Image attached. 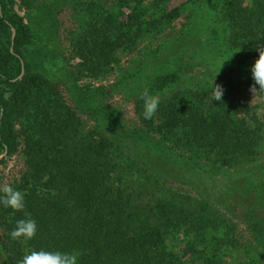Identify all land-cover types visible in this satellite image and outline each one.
I'll return each mask as SVG.
<instances>
[{
  "label": "trees",
  "instance_id": "obj_1",
  "mask_svg": "<svg viewBox=\"0 0 264 264\" xmlns=\"http://www.w3.org/2000/svg\"><path fill=\"white\" fill-rule=\"evenodd\" d=\"M126 2L132 5L124 18L119 4ZM144 2L119 0L108 8L89 1L70 43L81 58L78 72L93 78L111 70L123 51L138 50L115 83L134 102L138 122L129 127L96 98L100 88L88 95L87 86L77 87L79 107L71 106L49 78L32 69L25 53L42 47L47 34L25 22L12 0H0V151L20 152L25 164L11 183L24 193L25 208L0 205V259L6 264H20L41 249L76 251L79 264H221L218 242L241 248L233 226L221 225L225 220L214 206L174 187L187 186L190 173H220L223 181L215 179L213 186L221 192L210 194L233 211L229 197L248 186L251 166L264 154V92L251 91L259 85L250 71L264 49V0H187V23L155 46L141 44L171 11L165 13L164 0ZM198 65V81L177 88ZM244 65L246 72L231 76ZM218 76L228 87L221 101H213L211 79ZM145 89L159 98L150 120L142 115ZM81 108L96 123L87 134ZM135 164L152 175L132 171ZM159 181L169 189L153 190ZM250 183L264 195V179ZM26 212L37 221V234L13 240L10 233ZM218 227L225 233L209 237ZM180 229L192 237L175 252L167 235ZM253 229L254 242L245 248L254 251L252 264H264V227Z\"/></svg>",
  "mask_w": 264,
  "mask_h": 264
},
{
  "label": "rangeland",
  "instance_id": "obj_2",
  "mask_svg": "<svg viewBox=\"0 0 264 264\" xmlns=\"http://www.w3.org/2000/svg\"><path fill=\"white\" fill-rule=\"evenodd\" d=\"M89 1H95L104 7L110 8L115 3H118L119 0H28L26 3H24L23 0H12L14 11L24 18L25 22H35L47 34V38L42 44V47H30V49L26 51L25 57L31 64L32 69L44 74L60 89L65 100L71 106H77L78 104V102L76 104L75 100L77 87L87 86L85 91L88 95L91 94L90 91H93L94 88H100L97 92L93 91L94 93H97L96 98L99 101L101 100L110 104L112 108L116 109L117 115L129 127H135L138 121L135 115L133 99L128 98V96L126 97V92L123 91L124 89L115 87V83L118 78H123L125 74L124 71L131 65L130 61L134 59L138 50L132 53H125V51H123L120 55L119 62L114 64L111 70L108 68L106 73L98 77L93 78L90 77L88 73L78 72L80 69L79 64L81 63V58L71 52L70 43L71 38L76 36L79 32L78 27L80 21L78 16L80 10L83 8V5L89 3ZM154 1L155 0H145L144 3L145 5H149ZM186 1L187 0H164L163 4L166 8L165 13L171 11V17H169L166 23L158 26L154 35L145 39L141 45L155 46L162 43L167 38L177 35L187 23V20L191 15L190 7H184ZM41 4H44V7ZM119 5H121L125 12L123 16L125 18L127 14L130 13L132 2H126V4ZM176 7H182V9L180 8L181 11H174L173 9ZM51 17H53L54 20L51 19ZM14 32L13 29V33ZM247 68L248 70L250 69L249 66H247ZM199 69L200 66L198 65L194 67L191 73L183 75V79L184 77L185 79L177 88H183L187 83L192 84L198 81L200 73H196V71ZM243 69H245V65L239 67L238 71L234 70L231 73V76L236 77L239 72H246V70ZM23 72L24 71L22 70L21 75ZM74 72H77L76 76H74ZM219 77L220 76L211 79L213 90L214 81L216 84H221L225 92L228 85H226L224 79H219ZM110 85L114 86L111 87ZM125 90L127 91V88H125ZM175 90L176 89L171 90L168 95L175 93ZM77 107H79V105ZM77 111L82 119V132L86 134L90 133L96 123L92 120L91 115L85 112L84 109L81 108ZM125 153L128 156L132 155L131 153L128 154V152ZM5 156L6 155L4 153L1 154L0 151V159ZM24 167L25 164L20 152L13 153L11 156L7 155L5 157V162L0 163V185H11L15 177L21 173ZM131 170H137L141 174H151L149 168L146 169L145 167H141L140 164L139 166L135 164L134 168H131ZM150 177L151 176L147 175L146 179H149ZM246 177L245 184L248 183V186L241 185L237 187L238 189L235 194L228 199V204L233 208V211L228 210L230 208L226 209L223 204H215L217 202L215 198L216 194H210V192L214 193L213 184L215 183L213 181L218 179L217 182H222V179H224L223 175L220 173L207 174L200 177L190 173L188 174L190 181L188 180L189 184L187 186L180 187L177 184L175 187L173 186L181 192H185L192 198L204 200L205 202L208 201L216 208V213H220L219 215L222 219L221 222L225 220V223L221 225L224 226L225 229L231 225L233 226L234 234L239 240L241 248L231 250L232 246L227 242H218L220 254L222 252L219 257L221 264H252L253 258L251 255L254 251L251 250V252L248 253L245 247L248 246L250 242H254L253 228L264 227V195H262V193L259 194L255 190L253 191V186L250 183L254 179H264V154H260L255 158V161L250 168V173H248ZM238 179H241L240 176H238ZM166 184L167 183H164V185H162V181H159L158 184L154 183L153 190L157 189L164 191L165 186L166 190H168L169 187ZM260 189L263 190L262 187H260ZM220 192L215 190V193L219 194ZM223 233H225V230L218 227L208 231V236L211 237L214 234L221 236ZM186 236L185 231L182 229L168 233L167 245L169 249H173L175 252H180L181 247L192 237L191 235L188 237ZM214 243H216V241ZM256 249L259 250V247ZM231 251H233L232 254H230Z\"/></svg>",
  "mask_w": 264,
  "mask_h": 264
},
{
  "label": "clouds",
  "instance_id": "obj_3",
  "mask_svg": "<svg viewBox=\"0 0 264 264\" xmlns=\"http://www.w3.org/2000/svg\"><path fill=\"white\" fill-rule=\"evenodd\" d=\"M259 56L255 63L251 66L252 78L256 85H259L257 90L254 86L251 91L264 92V49H258ZM214 96L213 101H221L224 93V88L221 84H216L213 81ZM144 101L143 118L150 120L158 110L159 98L151 95L147 89L140 93ZM0 205L5 208H11L15 211H21L25 208L24 193L11 185L0 188ZM38 231L37 221L31 218L30 213H25V218L16 222L15 228L11 231L10 236L13 240L23 238L25 240L32 239ZM0 264H6L4 259H0ZM20 264H79V253L61 252V251H47V250H33L24 255Z\"/></svg>",
  "mask_w": 264,
  "mask_h": 264
}]
</instances>
